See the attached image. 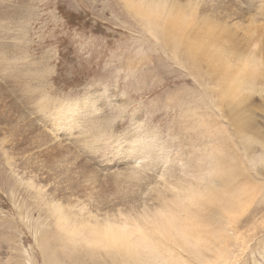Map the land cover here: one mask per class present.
I'll return each instance as SVG.
<instances>
[{
  "label": "rangeland",
  "instance_id": "1",
  "mask_svg": "<svg viewBox=\"0 0 264 264\" xmlns=\"http://www.w3.org/2000/svg\"><path fill=\"white\" fill-rule=\"evenodd\" d=\"M176 1L196 12L186 35L215 28V39H196L215 74L154 36L131 7L160 10L144 0H0V264H159L170 246L178 258L166 264H264L263 86L243 84L259 90L235 106L222 65L226 51L259 55L264 0ZM164 143L163 166L125 178ZM223 184L230 232L200 207ZM78 206L124 212L127 245L82 231Z\"/></svg>",
  "mask_w": 264,
  "mask_h": 264
},
{
  "label": "bare ground",
  "instance_id": "2",
  "mask_svg": "<svg viewBox=\"0 0 264 264\" xmlns=\"http://www.w3.org/2000/svg\"><path fill=\"white\" fill-rule=\"evenodd\" d=\"M144 1L147 5H151L154 8H160V10L159 9H152V8H142V7H140L141 3L133 5L131 7L134 8L135 10H137L138 12H140V13L135 12V14H137L138 16H141V17H145V21L148 24V26L150 27L149 30L153 31L154 36L156 35L157 38H159L158 37V35H159L161 37V40L163 39L164 40L163 42H165L164 46H167V48L168 47L171 48L173 54L178 55L177 54L178 52H180V53L183 52V53L187 54L186 55L187 59H184L185 57L182 59L187 60V62L191 64L190 67H192V68L196 67L197 70L204 71L208 74H215L214 53L209 54V53H206V50H201L200 43H199V41L196 40L199 37L202 39H206L207 41L215 39V28L199 30L198 32L195 33L194 36L186 35L188 33V28L191 30L195 24V21H196V12H195V9H192V5L190 3L183 4V3L176 1V0H144ZM148 26H147V28H148ZM154 36H152V37H154ZM147 44H145V45H147ZM159 45H161V44H159ZM263 53H264V47L263 46L257 47V54H259V55H256V53H254V54L248 53L245 55H240V54H238V52L236 53L234 50L226 51L223 53V55H222L223 68L227 72L228 81L232 84V86L235 88L237 94L239 95V100L236 104H234L235 106H238L240 103L247 105L249 103V100L253 96H256L254 94H256L257 91L259 90V89H255L254 87L243 86V84H245V85L250 84L251 85L253 83H258L259 86H263V93H264V66H260V65H264V60L263 61L260 60V55ZM249 58L252 59L253 65L251 67V70L247 71L246 68L249 65L247 61ZM232 71H233V76H231ZM210 80L212 81V83L215 84L216 75L213 76ZM222 81L224 83V81H226V78H223ZM210 89L212 91V88H210ZM210 92H208V93H210ZM209 96H210V94H209ZM262 103H263L262 107H264V97H263ZM259 110H260V108H259ZM263 115H264V110H263ZM259 121H261V120L259 119ZM139 128H141V127H139ZM236 130H237L236 133L238 135L242 136V132L250 131V127L249 126H242V127H238ZM151 138H153V137H151ZM153 140H154V138H153ZM155 141H153V143ZM157 146H158L157 152L159 151L160 157H158L159 156L158 155L157 156L158 158H156V160H155L154 158H152L153 154L151 155L152 157H150V155H149L150 161L146 162L147 163L146 165L142 166L139 163V165L136 164V166L132 167L131 169H128V171L125 172V175H124L127 180H129L130 182H135V183L140 182L146 177V175H145L146 171L153 170V168H151V167L158 166V165L163 166V162L166 161V155H164V153H165L166 149L168 150V148L165 145V143L160 144V145L158 144ZM149 147H147V149ZM149 149H151V147ZM139 150H140V147H139ZM243 150L245 151V149H243ZM262 151H264V150H262ZM162 153H163V155H162ZM165 154H168V153H165ZM245 156L248 158V161H249L248 163L251 164V161H252L251 157L249 155H246V154H245ZM260 156H261V154L257 153V157H256V160L254 161V164L259 163ZM146 158H147V156H146ZM163 171L164 170H162L161 172H163ZM157 174L155 175L156 179L160 178V177H162L164 179V177H165L164 174H162L160 172H159V175H157ZM233 181H236V180H233ZM177 182H178L177 189L179 188L181 191H186V190L190 189V188H188V186H185V184L183 183V180H180ZM157 184L158 183L156 182V180L153 179V181H151L149 184H147V187L151 188V190H154V188H156V186H157V189H158ZM38 186H41L40 183L38 184ZM40 189H41V187H40ZM40 189H38V190H40ZM217 189H218V192L213 190L210 192L209 196L215 197L216 200L218 201V204L210 202V197H209L206 201L201 202L200 207L203 210H205L206 212H212V211L218 210L219 221L217 224V228H220L224 231L230 232V230H231L230 210H231V208L228 206V202H229L228 198H225L221 195L222 193L227 194L228 188L225 186V184H223L220 188H217ZM50 202H51V200H50ZM54 202L55 201H53V203ZM197 204L199 205L198 202H197ZM51 205H52V203H51ZM52 206L56 207V210L59 209V205L57 203H55ZM78 208H79L78 211L80 213L78 215V217L80 220V224L82 225V227H80V228H82L81 229L82 231H85L86 234H90L93 231L98 232V230L100 228H103L107 233L106 237L107 238L112 237L113 241H110V243L117 241L116 238L118 237V238L122 239V242H121L122 245H124V246L127 245L126 240L124 238V235H125V233H127L129 231V222L127 220L128 217H127V215H124V212L118 211L119 210L118 209V210H116V211H118L116 214L106 212L104 215H102L100 217L98 214L96 215V214L91 213V211H89V208L87 209V208H84L83 206H81V207L78 206ZM159 210H160V208H159ZM169 223L172 224L171 219H169ZM179 224L180 223L175 224V225H179ZM183 225L185 226V224H183ZM77 227L78 226L76 224H72L67 229V232L69 233V235H71V236L80 235V233H78L76 230ZM97 234L98 233H94L95 237H92L91 241L100 239V237L96 238ZM172 243L173 244H171V245H174V246L176 245V246L180 247L181 249H183V247L181 246V244L178 240L174 239V241ZM112 244L115 246L114 243H112ZM170 247L172 250L171 258L170 259L165 258L166 261L164 259H161V260H159V264H163V263L166 264L167 262H171L172 260L178 258V256H176L174 254L175 252H178L177 249H176V251L174 250L175 251L174 252L172 249V246H170ZM177 254H179V253H177ZM151 255H152V257L157 258L159 256V253L156 251H152ZM144 262L147 264V261L145 259H144ZM182 264H186V263L184 262Z\"/></svg>",
  "mask_w": 264,
  "mask_h": 264
}]
</instances>
